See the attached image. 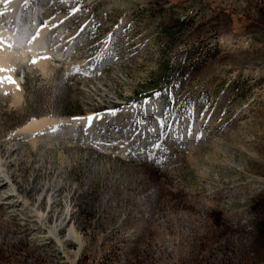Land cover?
Returning a JSON list of instances; mask_svg holds the SVG:
<instances>
[{"label": "rangeland", "instance_id": "374dc122", "mask_svg": "<svg viewBox=\"0 0 264 264\" xmlns=\"http://www.w3.org/2000/svg\"><path fill=\"white\" fill-rule=\"evenodd\" d=\"M21 12L51 33L40 62L4 54L19 97L0 83V158L31 117L58 120L7 165L47 218L0 203V264H264V0H28ZM112 109L92 135L75 121ZM59 221L61 238L69 224L81 233L78 252L50 234Z\"/></svg>", "mask_w": 264, "mask_h": 264}, {"label": "bare ground", "instance_id": "6f19581e", "mask_svg": "<svg viewBox=\"0 0 264 264\" xmlns=\"http://www.w3.org/2000/svg\"><path fill=\"white\" fill-rule=\"evenodd\" d=\"M35 1L38 2V0ZM27 2L28 0H0V49L2 51L0 54V83L3 85H13L11 75L7 69V63L4 54L12 56L16 50H21L23 52L31 53L35 59L40 62L41 58L37 56L38 52L48 48L47 35L51 33V26H35L29 24L27 21L25 22V16L21 12V6ZM2 14L5 15L4 19ZM33 17L35 18V15H29V18ZM13 86L15 96L19 97V93L17 92L18 85ZM136 111V104H131L122 108L123 113L129 112L131 115H133ZM115 113L116 109L108 110L102 114L88 112L84 115L77 116V120L75 121H77L76 123H81L80 125L84 133L87 134L90 132V134H88L92 135L94 130L93 124L100 116L104 115L109 119ZM89 117L92 119L89 120ZM57 120V118L50 116L31 117L26 123L17 129V132L23 134L20 140H13L7 144L1 145L5 149V155H3L4 157L0 158V191L2 192L1 195L3 199L0 201V203H2L7 209H12L15 206L18 207L19 205H23L24 207L28 208V211L34 212V214L38 216V219L43 223L47 218V213L43 209H36L34 207H30V205L27 204L28 199L26 195H23L19 192V190H17L18 188L15 184V180L8 172L7 165H11L15 158H18L25 151V148L23 147V143L25 141L33 143L37 138L48 136L51 125L56 123ZM73 126L74 124H71L70 128H73ZM48 185L50 186V190L47 191V193L44 191L41 192L38 198L39 203L42 201V199L48 198V200L51 201L54 198V190L58 187L56 184H53V182H50ZM60 225L61 222L59 221L58 223L49 226L50 234L57 237L59 241H62L67 237L76 240L78 243L76 252H78L83 246V238L81 233L74 227L73 224H69L66 227L64 237L61 238L59 236Z\"/></svg>", "mask_w": 264, "mask_h": 264}, {"label": "snow or ice", "instance_id": "6c2138e0", "mask_svg": "<svg viewBox=\"0 0 264 264\" xmlns=\"http://www.w3.org/2000/svg\"><path fill=\"white\" fill-rule=\"evenodd\" d=\"M88 119H89V120H91L92 118H91V117H89ZM155 147H159V145H155Z\"/></svg>", "mask_w": 264, "mask_h": 264}]
</instances>
